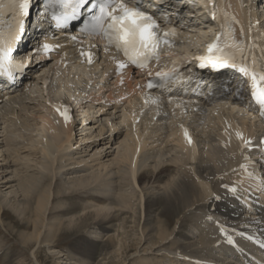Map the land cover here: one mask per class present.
I'll return each mask as SVG.
<instances>
[{"label": "bare ground", "instance_id": "bare-ground-1", "mask_svg": "<svg viewBox=\"0 0 264 264\" xmlns=\"http://www.w3.org/2000/svg\"><path fill=\"white\" fill-rule=\"evenodd\" d=\"M253 1L215 0L218 22L234 34V41L244 45L242 36H248L245 46L248 54L253 50V47L264 52V33H262L263 37H259L260 34L255 32L256 27L250 29V23L257 20L259 12L246 7ZM262 6L264 5L262 4ZM191 12L192 15L195 14V17L190 15L188 19L199 18L196 17L197 11L192 10ZM205 22L213 27L211 31L215 30L212 19H208L207 16L200 18L199 26L193 27L195 29L197 27L196 32L198 31L193 35V40L197 39L199 33L207 37V34L211 32L208 31L209 28L205 29ZM260 28L264 31V24ZM187 43L186 41L183 43V49L191 47V44ZM44 65L48 67L53 63L49 62ZM73 70L72 73L78 74V83H81L85 76L89 75L87 70L85 71L81 66L76 65ZM82 75L85 76L82 77ZM38 76L39 74H36L30 78L36 83L35 87L28 92L16 93L11 96L10 101L0 104V159L4 157V160L12 161L19 154L21 146L28 142L32 145L37 144L38 152L44 156L37 157L35 160L28 159V164L35 163V166L31 164L28 166L34 168L31 172L26 171V173L17 175V169H15V174H13L17 177L15 180H5L7 175H1L0 179L4 180L0 182V224L4 222L7 213L5 209L11 207L24 221H27V230L25 229L21 234L25 244L31 241L35 244L49 243L56 237L55 233L59 232L62 217L66 212L62 210L49 213L48 211L68 206L65 200L69 199V194L72 192L81 195L94 192L96 195L90 193L88 198L97 202L102 209H108L109 206L134 209L136 204L139 205V213L142 215L143 212L145 216L139 241L141 243L144 237L147 246L156 247L162 252L161 258L156 257L160 261L169 258L172 259L170 264L174 262L202 264L203 262H196L201 259L208 261L209 264H246L245 256L241 257L242 254L237 250L225 247L221 243L225 233L234 235L240 241V235L236 234V229L249 230L247 227L253 226L255 230H260L261 227H264V214L252 217L253 214L245 211L243 202L233 196H241L242 189L247 191L252 189L256 193L261 189V182L253 178L255 177V164L251 159L253 156L251 158L245 156L247 150H243L239 144L242 139L253 136V128L248 126L247 118L244 115L240 118L234 116L235 112L242 113L245 110L252 118L251 123H255V119L250 112H247V108H242L247 93L245 88H240L238 84L229 85L232 95L228 96V101L224 104L211 105L203 117L206 122L194 129L197 133H192V136H186L181 132L182 126L188 123L192 114V112L189 113L187 120H181V116L184 117L185 114L181 108L182 103L166 104L168 106L165 105V107H169L168 111L172 108L170 111L172 115L168 119L165 117L162 123V117L159 118V121L153 117L141 118L137 121L142 106L139 104L140 100L135 97L119 106L107 109L106 105H100L91 109L89 113H82V121L86 124L77 127L73 132L70 127L64 129L61 126L60 118L56 116L52 118L53 108L49 106L51 104L49 101H54L52 100L53 92L56 91L57 94L58 91H62L58 94H71V89L66 87L67 83L65 82V79L69 77L63 76L64 79H60L57 88L48 92V89L43 87L45 79L37 78ZM39 83L40 87L38 88L36 85ZM65 87L67 90L64 89ZM235 101L237 103L232 106L231 104ZM159 103L160 101L157 104ZM240 103L241 106H239ZM144 106L147 108L149 104L146 103ZM223 107H226L224 111L226 110L228 115L221 111ZM92 114H95V117L98 116V123L102 122L101 128H97L96 124H91L98 120L97 118L93 119ZM105 114L107 115L104 116ZM110 115H117L114 118L117 120L110 118ZM34 124L40 128L38 129V139L31 138L32 134L29 133L27 138L24 134H17V130H28ZM33 129L36 130V127L34 126ZM121 130L122 133L118 135V131ZM6 135L9 136L6 138ZM85 136H88L90 140L84 142L94 140L93 142L99 143L92 154L93 156L97 155L94 160H99L102 153L107 150L106 148H110L109 145L114 140L115 144L119 143V147L123 146L120 160L122 165L120 164L116 170L111 169L110 171H107L109 164L99 165L100 168L96 169L95 166L77 168L78 164L83 165L86 158L90 157L85 153V149L76 146L78 141L79 147L83 144ZM20 139L23 140V144L17 141ZM4 144L10 145L5 146ZM76 149L79 150L76 151ZM241 162L245 167L238 170L239 173L235 177L236 183H238L236 190H231V192L227 190V187L233 184L232 181L227 184L225 190H219L216 186L215 176L234 166L238 167ZM9 164L7 165L13 166L10 162ZM9 166L0 165V174L3 172V168L6 169ZM149 169L153 175L156 174L155 180L148 181V183L156 185L154 188L144 187L148 180V177L145 180V174L146 176L149 174L147 173L150 172ZM63 172L66 177L62 179V187L59 186L55 190L57 174ZM2 186L6 188V192L2 190ZM13 193L16 195H12ZM55 196L61 200L52 205V197ZM255 198L257 197L253 195L252 199ZM159 202H162L164 207L162 211L158 212L156 207ZM212 202L213 205H211ZM171 208L180 211L177 216L178 220H181L182 213L184 215L186 212H189L190 215L195 214V219L189 226L188 236H182L177 226L169 229L170 219H167L166 212ZM256 209L258 210V208ZM119 220H122L123 223L121 228L127 229V224L130 221L119 216L107 217L91 223L88 222L86 216L82 224L86 222V228L94 224L99 229L110 232V229L115 228L116 222ZM136 222L137 218L134 223ZM178 222L180 221H177V225ZM224 225L228 230L223 228ZM119 229L117 234L120 236ZM179 235L181 236L179 237ZM117 245L115 235H112L106 243L100 244L95 240L84 239L83 241L77 240L72 247L81 257L80 260L84 262L85 259H92L100 250L104 253L114 248L113 252L116 255L120 254L121 247H116ZM239 246H242L241 242ZM146 248L144 251L148 250ZM215 248H223L224 254L217 257L214 252ZM244 249L242 246V250ZM2 253L9 259L0 261V264H13L14 259L12 258L17 254H5L0 248V258ZM32 253H34L35 261L40 264L37 252ZM61 257L63 258L62 255ZM151 257V255L145 257L147 264L151 263ZM181 258L184 259V262L181 261ZM114 263L115 261H112V264Z\"/></svg>", "mask_w": 264, "mask_h": 264}, {"label": "rangeland", "instance_id": "rangeland-1", "mask_svg": "<svg viewBox=\"0 0 264 264\" xmlns=\"http://www.w3.org/2000/svg\"><path fill=\"white\" fill-rule=\"evenodd\" d=\"M65 82L67 83L66 85L67 87L69 83L74 84L75 80L73 81V80L65 79ZM66 87L64 88L65 90H67ZM59 92H62V91H58V93ZM58 93L53 94L54 98L65 96V94H58ZM121 114L124 115L123 112H121ZM92 115L94 116L92 117L93 119L95 118L98 119V116L95 117V114H92ZM106 115L107 114H105L104 116ZM116 116L110 115L109 117L114 119ZM114 120H117V119H114ZM98 122H99V119L97 120V122H91V124H96L97 128L98 127L101 128L102 122L101 121L100 123ZM34 126L36 127V130L33 129ZM34 126L31 128H28V130H25V131H23L24 129L23 130L20 129V131L17 130L18 131L17 134H24L25 138H27L29 137L28 135L29 133V134H32L31 138L36 140L38 139L37 137L39 133L38 129L40 128L35 124ZM118 133H119L118 135H120L122 133V130L118 131ZM124 135H125V132H124ZM7 136L9 135H6V138ZM77 137L79 138L81 136H77ZM88 140H90L88 139V136H85V139L82 141L83 144L80 147L77 145L79 144V141L76 144L78 148L85 149L86 151L85 153L90 155V157L86 158L83 165L78 164V166H76L77 168L84 167V166L86 167L95 166V169H96V168H100L99 165L109 164L110 166L107 169V171H110L111 169L116 170L119 167V165L121 164L120 160H121V156H122L123 149H124L123 146L119 147V143L115 144L116 141L114 140L112 143H110L109 145L110 148H106L107 150L102 153L101 158L99 160H94L97 157V155L93 156L92 154L95 152V147H97L99 143L93 142L94 140L93 141L91 140L92 142L91 141L84 142ZM17 141L20 142V144H23L22 139L17 140ZM5 142H7L6 139H5ZM4 145L9 146L10 144L9 145L4 144ZM36 145L37 144L32 145L30 142L24 143V145L21 146L22 149H20L19 154L16 155L15 158L12 159V161L9 159H8L9 161L4 160V157H2V159H0V165L9 166L10 165L9 162H10L11 165L13 166L12 167L9 166V168H6V169L3 168V172L0 174V178H1V175H5V176L7 175L6 176L7 179L5 180H8V179L15 180L17 178L16 176L13 175L15 174V169H17V173H18L17 175L26 173V171H29V172L33 171L34 168H29L28 166L30 164L35 166V163L31 162L30 164H28L29 163L28 159L35 160L37 157L39 158L44 157L38 152L39 149ZM111 146H114V147H111ZM77 150L79 149H76V151ZM104 172L106 171L104 170ZM147 173L149 174L147 176L145 174V180H146V177H148L147 178L148 180H146V184L144 187L145 188L156 187L155 184H151V182L155 180L156 174L153 175L151 171ZM64 174H65L64 172L57 174V177L55 180V184L57 185L55 186V190H57L59 186L62 187V184H61L62 179L66 177ZM226 176L220 175V176H217L216 178L218 179L219 182H222L226 180L225 179ZM1 180H4V179H0V182ZM150 180L151 182L148 183V181ZM13 185H15V182H13ZM2 190L4 192L7 191L4 186H2ZM90 193L91 192H89V194ZM14 194L16 195V193H13L12 195ZM89 194L83 193V195H81V194H78L77 192H72L69 194L70 195L69 199L65 200V202L68 203L67 204L68 206L57 208L55 210L51 209V211H48L49 213L51 212L55 213L57 211H62V210L66 212L65 215L62 217L61 227H60L59 232L55 233L56 237L52 239L49 243L46 242V243H39V244L36 243L35 244L33 243V241H31L28 244H25L21 234L24 232L25 229L27 230L26 228L27 221H24V219L21 218L15 212L13 208L9 207L8 209H5L7 213L5 215L4 222L0 224V248L1 250H3L5 254L6 253L17 254V256L12 258L14 259L13 264H39L37 261H35L36 259H34V253H32L34 251L37 252V259L40 261V264H81V263L82 264H112V261L113 262L115 261L114 264H147L145 257L150 256V255L152 256L150 260L151 261L150 264H161V263L170 264V261L172 259L166 258L167 260L163 259V261H160L159 258H156L157 256L161 258L160 255H162V252L156 249V247L150 248L151 247L150 245L147 246V244L145 243L144 237L142 238V242L140 243L139 236L141 235V229L144 226L145 216L143 215L142 209H141V212L143 216L139 213V205L136 204L134 206V209H121L115 206H109L108 209H102L101 206L97 204V202L92 201L88 198ZM91 194L96 195V193L94 192H92ZM60 200L61 198L58 199L57 196L52 197V205L57 204ZM163 207H164L163 203L159 202L156 209L159 212L163 210ZM73 211H76V212L72 213ZM179 212L176 211V209L174 208L167 210L166 217L167 219H170L169 229L170 228L173 229L177 226V220H178L177 216ZM181 215H182L181 217L182 222L180 223L181 228L179 229V231L181 232L180 234L182 236L183 235L188 236L189 235L188 227L192 221V218H194V215L193 214L190 215L189 212H186V215H184L183 213ZM86 216L88 217V222L90 223L97 222L101 219H104L107 217H113V216L127 218L130 222L127 224V229L126 228L124 229V227L121 228L123 225L122 220H119L116 222L115 228H111L110 232H107L106 230L103 231L99 229V227L94 224L86 228V225H87L86 222L82 224ZM153 216L155 215L153 214ZM252 217L254 216L252 215ZM136 218H137V222L134 223ZM118 229L120 230L119 233H121L120 236L117 234ZM112 235H115V241L118 244L116 247H119V248L121 247L120 254L118 255H116L115 252H113L114 248L109 249L108 251L104 253H102V251L100 250L92 259L90 260L85 259L86 261L82 262L80 260L81 257L78 256L76 250H74L72 247L77 240L83 241L84 239L95 240L97 243H100V244L106 243L109 240L110 236ZM181 235H179V237ZM146 247L148 248V250L144 251ZM61 255L63 256V258L62 257L60 258ZM7 259H9V257L7 255L4 256V254L2 253L0 261H6ZM173 264H179V263L174 262Z\"/></svg>", "mask_w": 264, "mask_h": 264}]
</instances>
